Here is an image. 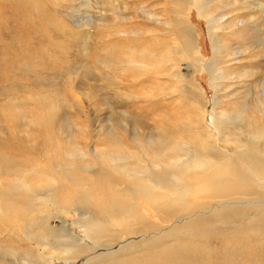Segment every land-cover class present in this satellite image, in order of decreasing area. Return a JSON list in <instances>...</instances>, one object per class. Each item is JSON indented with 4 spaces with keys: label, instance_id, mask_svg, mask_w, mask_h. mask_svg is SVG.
I'll use <instances>...</instances> for the list:
<instances>
[{
    "label": "rangeland",
    "instance_id": "374dc122",
    "mask_svg": "<svg viewBox=\"0 0 264 264\" xmlns=\"http://www.w3.org/2000/svg\"><path fill=\"white\" fill-rule=\"evenodd\" d=\"M155 1L0 0V264H241L234 240L264 264V55L231 60L264 49V0ZM174 44L177 71H154ZM150 192L160 206L197 205L155 222L136 206ZM188 217L206 228L182 226ZM94 222L92 240L111 242L94 249L102 258L66 254L69 232L84 244ZM52 227L66 237L46 243ZM188 242L194 258L181 255Z\"/></svg>",
    "mask_w": 264,
    "mask_h": 264
},
{
    "label": "bare ground",
    "instance_id": "6f19581e",
    "mask_svg": "<svg viewBox=\"0 0 264 264\" xmlns=\"http://www.w3.org/2000/svg\"><path fill=\"white\" fill-rule=\"evenodd\" d=\"M124 1V0H123ZM150 1H152V0H150ZM168 1V0H167ZM157 4H158V0H156L155 1ZM162 2V1H161ZM201 2V1H200ZM204 2V1H203ZM237 2H240V1H237ZM125 3V2H124ZM169 3V2H168ZM127 4V3H126ZM153 4V3H152ZM161 4V3H160ZM162 5V4H161ZM128 6V5H127ZM149 5H148V3L146 4V7L144 8L145 9V14H147L148 16H150V17H152L153 18V14H151V11L150 10H148L147 9V7H148ZM164 6V5H163ZM235 6V5H234ZM118 7V6H117ZM157 7H159V6H157ZM200 7V6H199ZM120 9V8H119ZM121 10H122V8H121ZM190 11V10H189ZM240 11L241 10H239L238 11V14H235V15H230L231 17H229L230 18V20H231V23H233V21H235L236 19H238L237 18V16H239L240 15ZM224 12V11H223ZM228 12V11H227ZM242 12V11H241ZM124 13V11L122 10L121 11V13H120V20L121 19H126V18H124V17H122V15H124L123 14ZM177 13V12H176ZM200 13V12H199ZM209 14V13H208ZM228 14H230V13H228ZM241 17H242V15H240ZM156 17V16H155ZM178 17H179V15H178ZM180 18V17H179ZM249 18V17H248ZM210 21H211V19H209ZM217 20V19H216ZM239 20V19H238ZM246 21V19L242 22V24L244 23ZM253 21V20H252ZM226 22V21H225ZM230 22V21H229ZM237 22V21H236ZM169 23V22H168ZM177 24H179V25H181L182 26V24L181 23H177ZM186 24V23H185ZM214 24H215V26L218 24V22H214ZM241 24V23H240ZM220 25V24H219ZM225 25V24H224ZM234 25V24H233ZM235 27L237 26V24L236 25H234ZM240 26V25H239ZM183 27V26H182ZM241 27H243V26H241ZM240 27V28H241ZM178 28V27H177ZM184 28V27H183ZM186 28L187 29H189V30H191L190 29V25H189V23L186 25ZM215 28V27H214ZM226 28V27H225ZM227 28H229V27H227ZM239 28V27H238ZM244 29H245V27H244ZM158 30V29H157ZM182 31V30H181ZM232 32V31H231ZM258 32V31H257ZM213 33V32H212ZM146 35H147V38H149V37H151L152 39L154 38V36H148V34H154L150 29H148L147 31H146V33H145ZM184 34V33H183ZM235 34V33H234ZM146 35H144V36H146ZM158 35V34H157ZM181 35V34H180ZM215 35V34H214ZM262 35V34H261ZM246 37V36H245ZM260 37V36H259ZM156 38V37H155ZM175 38H176V36H175ZM262 39V38H261ZM264 39V38H263ZM262 39V40H263ZM154 41V40H153ZM156 41L157 42H159L160 43V37H158V38H156ZM175 41V40H174ZM178 41V40H177ZM180 41V40H179ZM239 41L240 42H242L240 39H239ZM183 42H184V46H183V50L187 53V52H189V47H191L192 46V37H191V35L190 36H186V35H184V39H183ZM175 43H177V42H175ZM193 43H194V41H193ZM248 43V42H247ZM259 43V42H258ZM179 44V43H178ZM181 44V43H180ZM179 44V45H180ZM260 44H262V43H260ZM264 45V44H263ZM253 46V45H252ZM179 47V46H178ZM193 48L191 47V50H192ZM182 50V51H183ZM221 50V49H220ZM229 50V49H228ZM151 51V50H150ZM176 45L174 44V45H172V50H171V52H170V54H169V56H168V60L167 61H165V62H162V63H160V66H159V68H161V69H158V70H154V71H156V72H158V71H162V67H163V65L164 64H166L167 62H169L171 65V68H172V70H175V71H177V69H178V61H181V60H183V55H181V58H176ZM155 52V51H154ZM157 52V51H156ZM192 52V53H191ZM191 52H189V55H194L193 54V50L191 51ZM234 53V55L232 56V59L231 60H234V61H239L240 63H247V64H249V65H255L256 64V66L259 64L260 65V60L258 59L259 58V56H262V55H264V49H262L261 47H259L257 44H255V47L254 48H252L251 46L249 47V46H244L243 45V47H242V49L241 50H238V51H234L233 52ZM232 53V54H233ZM158 54V53H157ZM181 54H183V53H181ZM188 54V53H187ZM221 54V53H220ZM185 55V54H184ZM149 56H151V57H149ZM146 57H147V59L148 60H154V55L152 56L151 55V53L150 52H148V54L146 55ZM196 57V56H195ZM186 59V58H185ZM190 61V60H189ZM192 62V61H191ZM193 63V62H192ZM240 65H242V64H240ZM258 69V68H257ZM255 70V71H258V70ZM263 70H264V66H263ZM250 72V71H249ZM254 72V70L251 72V73H248L247 75H245L244 77L246 78V79H248V77L250 78V81H253L254 79H256V78H254L255 77V75H258L257 73L258 72H256V73H253ZM220 74H221V72H220ZM260 74V73H259ZM178 75V74H177ZM261 75H262V73H261ZM174 77V76H173ZM176 77H179V76H176ZM182 78V76H180V79ZM258 78V77H257ZM263 79H264V73H263ZM259 80V79H258ZM257 80V81H258ZM260 81H261V78H260ZM254 82H256V80H254ZM252 83V82H251ZM251 83H249V85L251 84ZM257 85H259V84H257ZM259 92V90L258 91H256L255 90V92H253V93H258ZM262 93H263V95H262V101H261V103H262V105L264 106V89H262ZM260 95V94H259ZM261 105V106H262ZM260 109V108H259ZM215 179V178H214ZM214 179L212 178V177H206V181L209 183V181H214ZM144 187V186H143ZM148 187V186H147ZM152 188V189H151ZM150 189H149V191H151L152 192V190H153V187H151ZM139 189V188H138ZM142 189V188H141ZM157 189H158V187H157ZM140 190V189H139ZM156 190V189H155ZM138 191V190H137ZM136 191V189H135V191L134 192H132V194L133 195H140V194H138L139 193V191L137 192ZM141 191V190H140ZM145 190H143V191H141V194H143L142 192H144ZM121 192V191H120ZM131 192V191H130ZM147 193H148V191H146ZM149 193V194H147L146 196H145V198L144 199H141V201L137 204V202H136V206H138V207H140V209H138V210H146L147 212H150V213H144V212H142L143 213V216L142 217H146V218H148V217H155V219H154V221L157 219V216H156V214L158 213V212H162V211H164L165 213H166V218H175L176 217V212L177 211H183L185 214H183V215H186V214H189V213H187L186 211H190L191 209H190V207L191 206H194V205H192V204H190V203H188V202H185V201H182V202H178L179 204H176V203H173V200H170V199H167V200H165V201H163V203H162V205L160 206V205H157V202H156V200H155V196H153V194L152 193ZM114 193V192H113ZM184 194H186L185 192H183ZM86 193H84V195H85ZM118 195V194H117ZM122 195V194H121ZM112 200V199H111ZM140 200V199H139ZM177 200V199H176ZM175 200V201H176ZM127 201V200H126ZM226 201V200H225ZM243 201V200H242ZM149 202H152L151 204H149ZM220 202V201H219ZM173 203V204H172ZM221 203V202H220ZM240 203V202H239ZM242 203V202H241ZM134 204V203H133ZM170 204H172V205H170ZM207 204V203H206ZM50 205V204H49ZM181 206L182 208L180 209L178 206ZM197 205V204H196ZM195 205V206H196ZM237 205V204H236ZM44 206V205H43ZM112 206H113V204H112ZM201 206H202V204H201ZM213 206H215V204L213 205ZM219 205L218 204H216V207H215V209L216 208H219L218 207ZM256 206H257V204H256ZM149 207V208H148ZM198 207H200V206H198ZM204 207V206H203ZM226 207V206H225ZM250 207H251V205H250ZM253 207V206H252ZM114 208V207H113ZM196 208V207H195ZM213 208V207H212ZM255 208V207H254ZM115 209V208H114ZM113 209V210H114ZM122 209V208H121ZM193 209H194V207H193ZM202 209V208H201ZM197 210V209H196ZM231 210H234V209H231ZM103 211V210H102ZM107 211H109V209L107 210ZM192 211V210H191ZM223 211V210H222ZM222 211H220V212H222ZM133 212V211H132ZM135 212V211H134ZM235 212V211H234ZM104 213V212H103ZM129 214V213H128ZM134 214V213H133ZM137 214V213H136ZM48 215V214H47ZM50 215V214H49ZM139 215H141V214H139ZM183 215H180L179 216V218L180 217H182ZM236 215V214H235ZM107 216V215H106ZM131 216V215H130ZM48 217V216H47ZM119 217V216H118ZM138 217V216H137ZM136 217V218H137ZM184 217V216H183ZM185 217H187V216H185ZM201 217V216H200ZM114 218V217H113ZM165 218V219H166ZM205 218V217H204ZM208 218L210 219V220H213V216L212 217H210V216H208ZM167 219V220H168ZM120 219H113V220H111V225L112 226H114V224L115 223H117L118 221H119ZM129 220V219H128ZM159 220V219H158ZM202 220V219H201ZM90 221V219H87V222H89ZM116 221V222H115ZM122 221V220H121ZM134 221V223H136L135 222V220H133ZM15 222V228L16 229H18V227L20 226V225H17V221L15 220L14 221ZM156 222V221H155ZM168 222H170V220L168 221ZM167 222V223H168ZM212 222V221H211ZM91 223V222H90ZM122 223V222H121ZM165 223V222H164ZM179 223V222H178ZM207 223H209V222H207ZM93 224V226L89 229L88 228V235H87V240L85 239L86 238V236H85V238H84V240H83V242H84V244H79V239H77V237H78V234H71V232H69V237H70V239H71V242H72V247H75V249H72L71 251H67L66 252V254H69L70 253V256L72 255V256H76V257H79L80 256V254L81 253H88L87 255H86V261L84 262V263H90L91 261H93L94 262V260H96V259H101L102 258V256H101V254L97 257V256H94L93 254L96 252V251H94V249L96 248V247H98V245L100 246V244L102 243V245L104 246L106 243L108 244H111V242H104V241H101L100 239H97L98 240V242L96 243V242H94L93 240H92V237L94 236V235H96V236H98L99 237V233H100V230H101V225H103V224H99V223H96V222H94V223H92ZM124 224V223H123ZM210 224H212V223H210ZM49 225V224H48ZM110 225V224H109ZM118 225V224H117ZM119 225H121L122 226V224H119ZM125 225V224H124ZM153 225V224H152ZM152 225H150V226H152ZM203 225V224H202ZM200 223H199V220L198 221H196V220H194V219H192V217H188V219L184 222V223H182V226H186V227H189V228H193L192 226H196L197 228H198V230L200 229V230H204L205 228H206V226H202ZM116 227V226H115ZM185 227V228H186ZM208 227V226H207ZM112 229H113V227H111ZM118 228H119V226H118ZM153 228V227H152ZM245 226H241V228H240V230L242 231V232H244L245 231ZM31 229V228H30ZM43 229V228H42ZM53 229H55V228H48V229H46L45 231H44V235L46 236V237H48V241L46 242V243H48L49 241H55L59 236H63V237H66V232H68V231H63V230H57V229H55L57 232H55ZM104 229V228H103ZM120 229H124V228H121L120 227ZM151 231H153L152 229H150ZM104 231H105V229H104ZM135 231H136V227L134 228V227H131V228H126L125 229V233H126V235L127 234H130V233H135ZM148 232V231H147ZM150 232V231H149ZM202 232V231H201ZM105 233H106V231H105ZM173 233V232H172ZM124 234V233H123ZM150 234H151V232H150ZM102 235H104V234H101V236ZM118 235V234H117ZM131 235V234H130ZM155 236L157 235V234H154ZM167 235V234H166ZM164 236V235H163ZM144 237H146V236H143V238ZM160 237V236H159ZM161 238V237H160ZM38 239V238H37ZM60 239V238H59ZM70 239H68V242H69V240ZM77 239V240H76ZM94 239V238H93ZM96 239V238H95ZM94 239V240H95ZM104 239V238H103ZM112 239V238H111ZM113 239H114V237H113ZM117 239H118V237H117ZM258 239V238H257ZM34 240V239H33ZM39 240V239H38ZM45 241V240H44ZM85 241H88L87 243L85 242ZM238 241H243L244 242V240L243 239H239ZM64 242H66V243H68L67 242V240L66 241H64ZM144 242H146V241H142V242H139L140 243V245H142L141 243H144ZM149 242V241H148ZM157 242V241H156ZM155 242V243H156ZM195 242V241H194ZM237 243V245H238V247H237V249L235 250V252H237L238 253V257H240V258H242V259H240L239 261L241 262V264H247V262H251L252 260H254V259H257V258H259V257H262L259 253H257V255H255V256H252V257H247V256H245L244 254V248L242 249V251L240 252V247L239 246H242V244H240L239 242H237V240H234V243ZM58 243V242H57ZM62 243V242H61ZM60 243V244H61ZM91 243H93V244H91ZM127 243V242H126ZM147 243V242H146ZM136 244H138V243H136ZM145 244V243H144ZM143 244V245H144ZM163 244V243H162ZM186 244V243H185ZM185 244H183V245H185ZM53 245V244H52ZM56 245V244H55ZM67 245V244H66ZM152 246H153V244H152ZM181 247H182V243H181V245H180ZM192 246H193V248H192ZM52 247H54V246H52ZM60 247H61V245H60ZM66 247H69V245H67ZM147 247H149V246H147ZM200 246H198L197 244L195 245L194 243L192 244V242L191 243H187V245L185 246V248H184V251L182 252V254H181V252H180V254L182 255V257H186V256H188L190 253H191V256H192V258H194V255L195 254H199L198 253V251H200V249L201 248H199ZM64 248H65V246H64ZM128 248L129 249H131V248H135V244H133V245H130V246H128ZM54 249V248H53ZM68 249V248H67ZM101 249V248H100ZM128 249V250H129ZM195 249V250H194ZM40 250V249H39ZM59 250V249H58ZM104 250H105V248H104ZM123 250V249H122ZM127 250V249H126ZM132 250H134V249H132ZM148 250V249H147ZM178 250V249H177ZM198 250V251H197ZM202 250V249H201ZM55 250H53V251H51V255H55V256H57V252H54ZM61 251V250H60ZM112 251L113 250H109V251H107V253L104 251L103 253L104 254H106V255H108V253L109 252H111L112 253ZM125 251V250H124ZM176 251V250H175ZM204 251V250H203ZM245 251H246V249H245ZM63 252V251H62ZM123 252V251H122ZM128 252V251H127ZM168 252V251H167ZM178 251H176V253H177ZM197 252V253H196ZM208 252V251H207ZM207 252H206V254H207ZM42 253V252H41ZM110 253V254H111ZM170 253V252H169ZM114 254V253H113ZM204 254V253H203ZM206 254H205V256H206ZM60 255V254H59ZM62 255V254H61ZM163 255V254H162ZM170 255V254H169ZM71 256V257H72ZM190 256V255H189ZM208 256V255H207ZM211 256V255H210ZM43 257V256H42ZM62 257H65V255L64 256H62ZM71 257H69V259H71ZM96 257V258H95ZM157 257H162V256H157ZM74 258V257H73ZM159 258H157V259H159ZM111 259V258H110ZM83 260H84V257H83ZM102 261H103V259H102ZM147 261V260H146ZM162 261H165L166 263L169 261V258H167V257H164V258H162L161 260H158V261H156V263H152V264H162ZM190 261V260H189ZM155 262V261H154ZM259 262V261H258ZM115 263V262H114ZM130 263V262H129ZM178 263V262H177ZM100 264H102V263H100ZM104 264V263H103ZM118 264V263H117ZM121 264H125V263H121ZM135 264H137V263H135ZM148 264H151V263H148ZM164 264V263H163Z\"/></svg>",
    "mask_w": 264,
    "mask_h": 264
}]
</instances>
